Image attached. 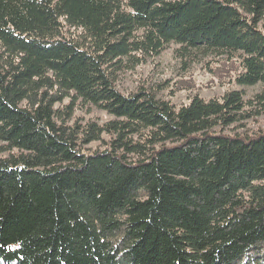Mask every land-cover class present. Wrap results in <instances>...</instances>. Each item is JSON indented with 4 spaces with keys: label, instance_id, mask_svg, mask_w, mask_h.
Here are the masks:
<instances>
[{
    "label": "trees",
    "instance_id": "1",
    "mask_svg": "<svg viewBox=\"0 0 264 264\" xmlns=\"http://www.w3.org/2000/svg\"><path fill=\"white\" fill-rule=\"evenodd\" d=\"M263 26L264 0H0V264H264ZM173 44L238 89H119Z\"/></svg>",
    "mask_w": 264,
    "mask_h": 264
},
{
    "label": "rangeland",
    "instance_id": "2",
    "mask_svg": "<svg viewBox=\"0 0 264 264\" xmlns=\"http://www.w3.org/2000/svg\"><path fill=\"white\" fill-rule=\"evenodd\" d=\"M261 28L264 31V26ZM176 48L177 46L173 44L158 58L150 60L134 72L124 74L119 89L129 94L136 91L140 86H144L159 98L169 100L177 106L187 104L190 98L196 94L205 100H210L215 96L223 95L227 90L238 89L236 85L223 87L222 81L203 63L184 68L183 63L175 57ZM180 83H183L182 91L177 90ZM243 89L247 97H252L261 90V85ZM75 115L84 121L91 120L99 123L112 119L105 112L92 107L77 111ZM259 121V125L264 127V118H260ZM259 125L250 121L245 124V128L254 130ZM97 146V144H93L90 147L96 148Z\"/></svg>",
    "mask_w": 264,
    "mask_h": 264
}]
</instances>
